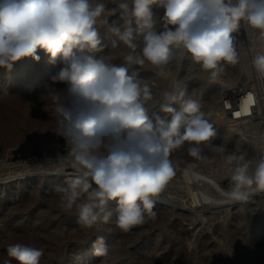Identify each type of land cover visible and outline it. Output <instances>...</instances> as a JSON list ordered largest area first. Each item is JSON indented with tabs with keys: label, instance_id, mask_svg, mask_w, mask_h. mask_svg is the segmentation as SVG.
I'll return each mask as SVG.
<instances>
[{
	"label": "clouds",
	"instance_id": "1",
	"mask_svg": "<svg viewBox=\"0 0 264 264\" xmlns=\"http://www.w3.org/2000/svg\"><path fill=\"white\" fill-rule=\"evenodd\" d=\"M154 6L164 9L159 31ZM117 14L123 23L109 24L108 17ZM102 18L107 32L132 50L122 65L95 58L105 47L98 30ZM242 27L264 39V0H0V68L10 71L14 62L27 57L39 61L38 49L47 54L48 63L63 62L51 79L66 87L48 89L55 103L53 133L70 147L72 166L80 174L58 189L61 211L75 210L87 228L108 223L115 212L117 227L128 232L156 216V198L176 175L170 159L174 150L187 143L188 154L197 160L207 159L203 145L226 151L211 143L216 129L186 86L164 93L159 107L169 115L150 118L152 88L130 66H166L179 50L214 82L226 65L239 62L236 34ZM251 62L264 77V50ZM247 100L254 103L251 94ZM246 157L244 151L224 156L235 164L230 189L222 191L229 203L264 196V153L254 169ZM93 248L98 257L108 253L103 236L96 237ZM6 251L18 264H40L43 255V249L23 243L10 244Z\"/></svg>",
	"mask_w": 264,
	"mask_h": 264
},
{
	"label": "rangeland",
	"instance_id": "2",
	"mask_svg": "<svg viewBox=\"0 0 264 264\" xmlns=\"http://www.w3.org/2000/svg\"><path fill=\"white\" fill-rule=\"evenodd\" d=\"M153 12L157 30H162L159 20L164 9L154 6ZM113 21L123 23L119 14L108 17L109 24ZM98 27L105 47L95 58L122 65L132 50L107 32L103 18ZM258 33L240 29L236 34L239 62L226 65L214 82L179 50L166 66H130L152 88L150 118L169 115L159 107L164 93L186 86L216 129L211 143L224 145L226 151L203 145L202 155L207 159L197 160L188 154L187 143L174 150L170 159L176 175L156 198V216L128 232L117 227L115 212L108 223L87 228L78 222L75 210H58L62 195L58 189L66 188L68 180L80 174L72 166L70 147L53 133L56 114L44 99L46 85L56 84L51 78L63 67L62 60L50 64L47 54L38 49L39 61L27 57L14 62L10 71L0 68V264L5 260L18 264L6 251L15 243L43 249L40 264H264V196L249 203H229L222 195L230 189L235 167L224 156L244 151L254 169L264 153V108L258 117L236 122L228 120L222 110L225 97L253 84L251 61L261 52L256 44ZM141 41L139 37L140 47ZM17 152L21 153L18 157ZM61 167L63 171L58 172ZM109 206L114 209L115 202ZM97 236H103L108 247L103 257L93 254Z\"/></svg>",
	"mask_w": 264,
	"mask_h": 264
},
{
	"label": "built area",
	"instance_id": "3",
	"mask_svg": "<svg viewBox=\"0 0 264 264\" xmlns=\"http://www.w3.org/2000/svg\"><path fill=\"white\" fill-rule=\"evenodd\" d=\"M241 97L237 98L234 102L231 101L230 98H224L222 104H223V112L227 115L228 120L230 121H241L245 117H252L255 118L260 115V108H264V77H261L256 71L254 74V81L251 86H245L244 88H241ZM253 96L254 103L249 104L248 102V108L254 112L255 115L249 114V115H242L239 116L236 115L239 111H233V106H235V103H244V101L247 100V97L249 95ZM261 106V107H260ZM240 113V112H239ZM255 116V117H254Z\"/></svg>",
	"mask_w": 264,
	"mask_h": 264
},
{
	"label": "bare ground",
	"instance_id": "4",
	"mask_svg": "<svg viewBox=\"0 0 264 264\" xmlns=\"http://www.w3.org/2000/svg\"><path fill=\"white\" fill-rule=\"evenodd\" d=\"M256 44H258V46H259V50H261L262 51V49H263V47H264V39H262L261 37H260V35H259V33L258 34H256ZM30 59H28V61H29ZM46 71V70H45ZM46 73V72H45ZM54 84V83H53ZM27 84H25V86H26ZM66 87V85L65 84H59V82H56V84H54V85H46V87H45V94H44V99H46L47 100V103L48 104H50L51 106L50 107H52V108H54L55 107V103H54V101L52 100V98H51V96L50 95H48V89H50V88H52L50 91L51 92H54L55 91V89H63V88H65ZM229 90V89H228ZM239 92L235 95V96H231V97H225V98H230L231 99V101H235L237 98H239V97H241V95H242V93H241V89H237ZM43 98V97H42ZM20 99V98H19ZM23 99V98H22ZM3 100V99H2ZM7 101V100H6ZM39 103V102H38ZM46 104V103H45ZM48 104H46V105H48ZM49 107V108H50ZM50 110V109H49ZM54 110V109H53ZM233 111H239L240 112V114H242V115H249V114H252V115H255L254 114V112H252V110H250L249 108H248V100H246V101H244V103L242 102L241 104L240 103H235V106H233ZM52 112V111H51ZM54 113V112H53ZM227 114V113H226ZM255 117V116H254ZM249 119V120H252V117H245V118H243V119ZM243 119L241 120V121H243ZM254 119V118H253ZM233 122V121H232ZM235 123V122H234ZM49 126H51V125H49ZM8 127V126H7ZM43 127H44V125H43ZM50 130V129H49ZM55 130V129H54ZM48 134V133H47ZM48 136V135H47ZM57 137V136H56ZM58 138V137H57ZM54 139H55V137H54ZM55 200H57V199H55ZM60 202V201H59ZM55 205H56V203H55ZM59 205V204H58ZM56 207H57V205H56ZM57 209V208H56ZM58 210H60V208L58 209ZM60 213V212H59ZM50 218V217H49ZM44 236V235H43ZM27 237V236H26ZM25 237V238H26ZM66 238V237H65ZM23 240V239H22ZM27 243V242H26ZM53 247V246H52Z\"/></svg>",
	"mask_w": 264,
	"mask_h": 264
},
{
	"label": "trees",
	"instance_id": "5",
	"mask_svg": "<svg viewBox=\"0 0 264 264\" xmlns=\"http://www.w3.org/2000/svg\"><path fill=\"white\" fill-rule=\"evenodd\" d=\"M17 157L19 156V155H21V153H19V152H17ZM95 187V185L93 184V188Z\"/></svg>",
	"mask_w": 264,
	"mask_h": 264
},
{
	"label": "snow or ice",
	"instance_id": "6",
	"mask_svg": "<svg viewBox=\"0 0 264 264\" xmlns=\"http://www.w3.org/2000/svg\"><path fill=\"white\" fill-rule=\"evenodd\" d=\"M240 114H239V112H237V116H239Z\"/></svg>",
	"mask_w": 264,
	"mask_h": 264
}]
</instances>
